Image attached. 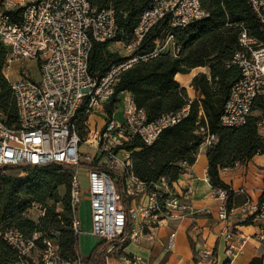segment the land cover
Wrapping results in <instances>:
<instances>
[{"label":"built area","instance_id":"built-area-1","mask_svg":"<svg viewBox=\"0 0 264 264\" xmlns=\"http://www.w3.org/2000/svg\"><path fill=\"white\" fill-rule=\"evenodd\" d=\"M25 1L27 4H23ZM247 2L264 31V0ZM18 5L23 10L20 17L15 18L12 13ZM207 17L199 0H151L131 37L127 38L117 24L112 5L97 11L87 0H21L17 5L6 0L0 7V44L7 51L2 73L6 80L13 65H19L13 71L17 79L9 82L18 125L8 127L0 113V168L70 166L72 231L75 236L81 233L77 214L87 196L90 235L109 244L107 254L119 239L134 243L152 240V231L166 221L186 218L194 221L197 211L189 201L191 191L175 192L172 187L175 182L170 184L166 177L141 181L133 171V152L136 150H126L125 146L134 138L151 146L165 130L189 116L195 98L188 96L183 108L155 120H149L145 110L137 108L127 92L123 99L118 95L115 106V111L121 109L122 122L114 118V113L108 119L104 108L125 72L161 55L175 57L178 52L176 31ZM164 21L170 31L162 40L154 41L150 53L140 54L138 49L147 34ZM237 27V49L223 67L225 70L237 68L239 78L231 85L219 117V125L231 129L247 125L257 102L264 112V44L250 36L243 25ZM93 43L114 45L121 51L113 53L121 60L99 78L88 68ZM30 62L36 66L37 80L27 70L26 64ZM195 70H198L196 76H209L207 68ZM99 112L102 118L98 115L94 119L102 120V126L90 120ZM81 116L88 120L79 128ZM197 124L195 134L201 139L200 148L208 150L218 138L209 132L207 125ZM262 125L258 123V128ZM188 166L186 162L181 163L182 168ZM114 176L120 179L123 192L130 200L127 210L123 207ZM82 178L86 189L81 188ZM212 193L218 202L217 220L225 223L229 217L228 190L215 188ZM237 215L241 224L258 223L252 237L264 245V199L254 203L246 201ZM127 220L135 228L130 226L125 234ZM0 237L14 253L16 261L13 264H85L79 258L62 257L54 241L41 239L38 233L25 235L17 229L6 228L0 231ZM225 237L227 255L234 258L242 250L246 238L237 236L232 230L227 231ZM174 246L175 232H172L163 251L170 253ZM123 263L147 264L138 258H124Z\"/></svg>","mask_w":264,"mask_h":264},{"label":"trees","instance_id":"trees-1","mask_svg":"<svg viewBox=\"0 0 264 264\" xmlns=\"http://www.w3.org/2000/svg\"><path fill=\"white\" fill-rule=\"evenodd\" d=\"M4 0H0L1 3ZM97 11L112 5L117 24L127 38L131 37L141 13L151 0H87ZM201 8L208 17L183 30L176 31L175 45L177 55H161L145 64H140L125 72L115 89L114 96L104 111L111 119L118 95L127 92L132 96L137 108L145 110L149 120L183 108L189 100L187 92L175 81V76L187 75L196 68H207L209 76L198 74L192 79L191 87L199 94L190 105V114L182 122L165 130L151 145L145 146L138 138L132 139L125 149L133 151V171L143 182L156 181L161 177L176 182L183 173L182 162L193 165L201 139L195 134L198 124L207 125L211 134L217 136V143L207 150V179L211 188L228 190L227 210L233 192L219 176L223 168L231 169L244 164L257 155L264 154V139L258 134V120L250 118L247 125L238 128H223L219 117L231 85L239 78L237 68L225 70L223 63L237 49L239 25L247 29L250 36L264 44V31L253 16L247 0H199ZM23 8L12 14L19 18ZM170 31L167 21L151 30L138 49L140 54L150 53L154 41L162 40ZM106 44L93 43L89 57V72L101 77L121 59L107 51ZM7 51L0 44V113L8 127H16L18 118L10 85L2 70ZM179 78V77H178ZM254 110H262L260 102ZM203 118H199V112ZM85 116L79 119L82 127ZM264 122V112L262 114ZM25 170V173H22ZM70 175L68 165H48L40 168H0V231L14 228L25 235L38 233L40 238H49L57 245L64 258H79L85 264H102L108 243L97 245L87 257L78 255V238L72 231L70 211ZM123 207L128 209L130 200L123 192L120 179L114 176ZM66 190L64 196L60 195ZM264 199V192L260 201ZM61 211H56V205ZM32 205L42 211L37 221L27 218L26 213ZM246 225V224H243ZM127 220L125 234L130 230ZM126 243L123 247H126ZM15 256L0 237V264L15 263ZM223 264H229L225 260ZM249 264H262L261 258H254Z\"/></svg>","mask_w":264,"mask_h":264},{"label":"crops","instance_id":"crops-1","mask_svg":"<svg viewBox=\"0 0 264 264\" xmlns=\"http://www.w3.org/2000/svg\"><path fill=\"white\" fill-rule=\"evenodd\" d=\"M4 1L1 5H4ZM11 1L16 5L21 3V0ZM30 63L26 64V67ZM204 72L207 73L206 70ZM195 76L196 74L175 76V81L190 98H199V94L191 87L192 79ZM15 79H17L16 75ZM127 94L120 93L119 98L123 99ZM183 170L172 187L177 193L191 191L189 201L191 207L197 211L194 221L188 218L180 221H166L152 231L153 238L148 241L142 239L140 242L134 243L119 239L109 254L106 253L108 248L106 249L102 264H124V258L142 259L147 264H223L225 260H229V264H249L252 259L261 258L262 264H264V245L252 237L257 230L258 223L247 221L244 223L246 225H243L239 223L237 215L238 209L246 201L254 203L260 201L262 197L264 154L253 157L247 163L237 164L234 168L219 171L221 181L233 192L228 203L230 206L229 217L225 223L217 220L218 202L213 197V188L207 179V149L199 148L194 164ZM79 211H83L88 227L86 232L77 236L78 255L87 257L102 242L90 235V211L86 197L83 198ZM131 228H135V226H131ZM229 230H232L237 236L241 235L246 238L245 245L234 258H229L227 255L225 236ZM172 232H175V246L172 252L165 253L163 247ZM125 243L127 245L123 247ZM204 253L207 255L203 256Z\"/></svg>","mask_w":264,"mask_h":264},{"label":"rangeland","instance_id":"rangeland-1","mask_svg":"<svg viewBox=\"0 0 264 264\" xmlns=\"http://www.w3.org/2000/svg\"><path fill=\"white\" fill-rule=\"evenodd\" d=\"M26 2H28V1H25L23 4H27ZM18 8H22V6L18 5L17 9ZM106 49H107V51L110 54H113L114 52H117L116 54L121 53L120 49L117 46H114V45L107 46ZM18 67H19L18 64H14L13 65L12 73L9 74V76H8L10 82L15 79V75H14L13 71L16 68H18ZM27 70L29 71V73L31 74V76L33 78H35L36 80L38 79V74H37L36 66H34V64L32 62L28 65ZM196 72H198V70L190 71L189 74H192L193 75V74H196ZM206 72H207V70H206ZM7 82L9 83L8 80H7ZM99 113L100 114H94L90 120L91 121L95 120L94 117H96L98 115H99V118H102L101 112H99ZM114 114H116L115 115L116 120L119 121V122H122V112H121V109L118 108L117 111L114 110ZM262 114H263V112L260 111V110H253L252 118H256L258 120V123H263V125L261 126V128H258V134H259L260 138L264 139V122L262 121ZM99 118L97 120H95V121L97 122L98 126H102L103 121L100 120ZM86 120H88L87 117H86ZM83 174L84 173L81 172V177H83L82 176ZM81 182H82L81 183V188L82 189H86L85 179L82 178L81 179ZM60 192H61V195L62 196H64L66 194V190L65 189H62ZM85 197H87V196H85ZM82 198H83V196H81V199ZM60 210H61V206L59 204L56 205V211L57 212H60ZM26 216H27L28 219H30L32 221H37L39 218H41L42 212H41L40 208H38V207H30L28 209L27 213H26ZM77 217H78V219L80 218L79 220L81 221V226H80L81 233L80 234H82V233L86 232L87 227H88L87 226V222H86V218L84 216L83 211L82 212L81 211H78ZM90 230H91V223L89 225V232H90Z\"/></svg>","mask_w":264,"mask_h":264}]
</instances>
